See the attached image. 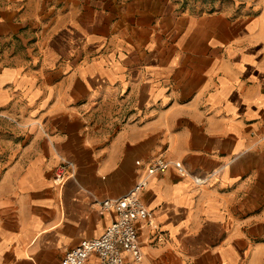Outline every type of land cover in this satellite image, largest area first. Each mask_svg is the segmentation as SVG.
Wrapping results in <instances>:
<instances>
[{"label":"crops","instance_id":"crops-1","mask_svg":"<svg viewBox=\"0 0 264 264\" xmlns=\"http://www.w3.org/2000/svg\"><path fill=\"white\" fill-rule=\"evenodd\" d=\"M160 155L142 264H264V4L0 0V264H62Z\"/></svg>","mask_w":264,"mask_h":264},{"label":"built area","instance_id":"built-area-1","mask_svg":"<svg viewBox=\"0 0 264 264\" xmlns=\"http://www.w3.org/2000/svg\"><path fill=\"white\" fill-rule=\"evenodd\" d=\"M171 166L175 167L180 177L189 175L182 164L171 162L160 155L143 165L137 183L126 194L103 200L101 209L113 211L116 218L100 237L82 239L77 247L67 251L62 264H87L92 255L98 257V264H142L140 230L143 224L154 226V214L142 201L141 194L148 188L153 177L164 174ZM73 167L74 164L66 160L56 168V185L65 184ZM194 182L199 185L204 181L194 178Z\"/></svg>","mask_w":264,"mask_h":264},{"label":"rangeland","instance_id":"rangeland-1","mask_svg":"<svg viewBox=\"0 0 264 264\" xmlns=\"http://www.w3.org/2000/svg\"><path fill=\"white\" fill-rule=\"evenodd\" d=\"M180 9L194 13L229 11L234 15L256 14L264 0H172Z\"/></svg>","mask_w":264,"mask_h":264}]
</instances>
